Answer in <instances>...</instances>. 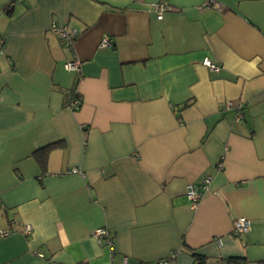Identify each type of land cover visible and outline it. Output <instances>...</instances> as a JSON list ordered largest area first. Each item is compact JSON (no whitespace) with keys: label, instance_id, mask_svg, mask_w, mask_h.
Returning <instances> with one entry per match:
<instances>
[{"label":"crops","instance_id":"1","mask_svg":"<svg viewBox=\"0 0 264 264\" xmlns=\"http://www.w3.org/2000/svg\"><path fill=\"white\" fill-rule=\"evenodd\" d=\"M0 37V264H264V0H0Z\"/></svg>","mask_w":264,"mask_h":264},{"label":"built area","instance_id":"2","mask_svg":"<svg viewBox=\"0 0 264 264\" xmlns=\"http://www.w3.org/2000/svg\"><path fill=\"white\" fill-rule=\"evenodd\" d=\"M207 5L210 4V2L206 3ZM214 6H217L216 3H212ZM169 8L166 3L164 2H157L152 4V9L156 13L158 18L162 17L163 12ZM52 31L56 33L60 39L64 42L65 45L70 46L72 45L74 39L76 38L77 31L75 29H68L66 27L62 26H52ZM0 43H1V37H0ZM112 46V40L108 36H103L99 41V47H110ZM202 64L206 67H208L212 71H217L219 69V65L211 60L208 57H204L202 59ZM65 68L69 71L78 73L80 71L81 67V61L74 56L71 60L67 61L65 63ZM82 101L79 97H74L69 102V106L73 109L78 108L81 105ZM243 108L244 103L238 102L235 103L232 100H226L222 103V111H233V121L238 122L243 117ZM221 164L219 167L221 168ZM209 183V177H205L201 182L195 183V182H188L185 185V196L186 199L189 201L190 206L192 208H195L201 199L203 193L207 190ZM250 228V221L246 219L245 217H239L236 218L233 221V234L237 237L242 236L245 234ZM31 230L30 225H25L23 227L24 234H29ZM11 231L10 230H0V237H4L8 235ZM93 238L98 242L102 243L103 240L108 245H112L113 240V234L105 229L104 227H97L93 229L92 231ZM174 255H172L173 257ZM124 263H126V258H124ZM109 264H112L110 262ZM137 264H165V261H159L156 263H137Z\"/></svg>","mask_w":264,"mask_h":264},{"label":"trees","instance_id":"3","mask_svg":"<svg viewBox=\"0 0 264 264\" xmlns=\"http://www.w3.org/2000/svg\"><path fill=\"white\" fill-rule=\"evenodd\" d=\"M72 97H78L77 94L74 93ZM53 143L48 147H53ZM194 257V264H204L206 262V257L204 255L192 253ZM226 264H242V260L240 258H229L226 260Z\"/></svg>","mask_w":264,"mask_h":264}]
</instances>
